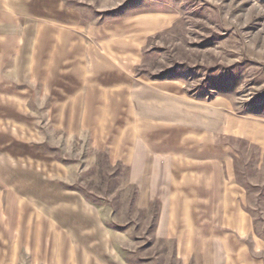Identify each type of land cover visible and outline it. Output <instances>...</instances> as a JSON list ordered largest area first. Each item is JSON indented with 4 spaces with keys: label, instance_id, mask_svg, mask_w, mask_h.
<instances>
[{
    "label": "rangeland",
    "instance_id": "374dc122",
    "mask_svg": "<svg viewBox=\"0 0 264 264\" xmlns=\"http://www.w3.org/2000/svg\"><path fill=\"white\" fill-rule=\"evenodd\" d=\"M149 1L171 20L145 41L136 77L179 79L217 130L241 123L246 138L216 141L230 148L223 177L246 235L238 210L227 223L171 199L158 161L115 151L80 120L79 54L100 41L89 28ZM182 213L206 228L178 231ZM0 264H264V0H0Z\"/></svg>",
    "mask_w": 264,
    "mask_h": 264
},
{
    "label": "crops",
    "instance_id": "0c3cea01",
    "mask_svg": "<svg viewBox=\"0 0 264 264\" xmlns=\"http://www.w3.org/2000/svg\"><path fill=\"white\" fill-rule=\"evenodd\" d=\"M170 20L149 1L131 4L122 17L112 16L107 22L109 27L89 28V35L100 41L99 48L87 49L84 44L85 50L79 54L86 57L79 68L83 80L80 120L85 121L83 126L93 132L100 129L104 136L113 137L115 151L142 152L150 162L152 159L158 161L160 167L168 170L171 199L193 198L201 206L197 211L195 208L199 214H205L203 207L211 205L212 214L207 213V216L219 215L227 218V223L233 210H238L240 224L234 229L246 235L250 229L248 213L242 209L241 202L236 203L235 191L233 187H227L223 177L225 172L228 174L223 166L228 165L230 148L220 147L216 141L218 135L246 138L241 123L232 124L233 119L229 118L224 120L223 130H217L215 109L208 107L200 111L201 98L185 97L179 79L145 80L136 77L135 63L145 41L165 28ZM66 34L65 30L61 32L59 45L66 44ZM79 40L70 39L69 42L75 44ZM100 46L104 48L100 49ZM251 137L255 138L253 134ZM239 199L241 201V194ZM215 202H220V206L216 207ZM218 209H221L220 214ZM182 215L184 213L178 214L181 217L175 221L176 226L185 224L178 231L199 233L206 228H201L196 221L192 228L190 220L183 224Z\"/></svg>",
    "mask_w": 264,
    "mask_h": 264
}]
</instances>
